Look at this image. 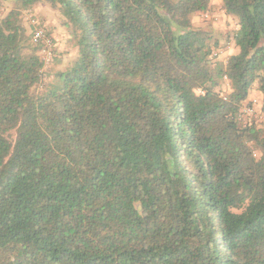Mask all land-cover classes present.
<instances>
[{
  "label": "trees",
  "instance_id": "1",
  "mask_svg": "<svg viewBox=\"0 0 264 264\" xmlns=\"http://www.w3.org/2000/svg\"><path fill=\"white\" fill-rule=\"evenodd\" d=\"M0 5V264H264V0H222L223 62L210 0ZM44 5L77 50L48 85Z\"/></svg>",
  "mask_w": 264,
  "mask_h": 264
},
{
  "label": "rangeland",
  "instance_id": "2",
  "mask_svg": "<svg viewBox=\"0 0 264 264\" xmlns=\"http://www.w3.org/2000/svg\"><path fill=\"white\" fill-rule=\"evenodd\" d=\"M1 6V5H0ZM9 6H1L2 8V14H4L7 12ZM5 9V10H4ZM37 13L39 15V17L48 25L49 30L51 32V34L53 35L54 39H55V43H56V53H55V59L53 60V62L48 65L47 67L44 66L43 68V79H42V85H48L49 83H51L56 75L64 70L68 64L73 61L76 56H77V50L75 47H72L73 45L69 42L68 37L65 34V31L63 30V28L61 27L60 23L58 22V18L56 16V14L52 11L51 8L47 7V6H40L37 10ZM1 14V15H2ZM197 17L198 20L196 19ZM209 17L212 19L211 21H209L208 19H206L205 15L202 14L200 16H196L194 18V23L196 24V26H208V25H212L214 30H215V36L220 39L221 42V49L219 51H217L218 56L216 57L217 61L223 62L226 61L228 58V53L231 51L230 49L232 48V36L231 34L233 33V29L230 28V30H226V21L220 17L215 18L214 16H212L211 14L209 15ZM49 21H51L52 24H49ZM215 24V25H214ZM230 26L232 25V22H230L229 24ZM42 88V86H41ZM244 105H248V103L244 104ZM255 105V104H253ZM252 105V106H253ZM250 106V105H249ZM255 116L254 117H248V116H244V118H242V120H249V121H255L261 125H264V121L261 120L260 115L262 114L260 111V108L258 107V105L256 104L255 106Z\"/></svg>",
  "mask_w": 264,
  "mask_h": 264
},
{
  "label": "built area",
  "instance_id": "3",
  "mask_svg": "<svg viewBox=\"0 0 264 264\" xmlns=\"http://www.w3.org/2000/svg\"><path fill=\"white\" fill-rule=\"evenodd\" d=\"M2 14V8L0 6V16ZM206 18H209V15H205ZM27 21H30L32 24L35 25V30L33 32V40L40 48V52L42 55V59L44 62V66L47 67L50 65L54 60V40L50 37L48 34V31L40 24V21L32 14L29 13L26 17ZM218 56V53H216ZM253 103L255 105L249 106L244 105L241 110V119L244 118V116L248 117H254L256 110L255 106L257 104V101L254 100ZM258 105V104H257ZM260 118L262 121H264V115L261 114Z\"/></svg>",
  "mask_w": 264,
  "mask_h": 264
},
{
  "label": "crops",
  "instance_id": "4",
  "mask_svg": "<svg viewBox=\"0 0 264 264\" xmlns=\"http://www.w3.org/2000/svg\"><path fill=\"white\" fill-rule=\"evenodd\" d=\"M221 3H222V0H210V4H211V7H212L210 14L212 16H214L215 18L219 17V20H220V17L223 18L226 21V27L225 28H226L227 31L230 30V28L233 29V32L237 31L238 28H239L238 25H237V22L232 17H228L227 15L224 14V12H222ZM198 18L199 17H197L196 19L198 20ZM230 22H232L231 26L229 25ZM49 24H52L51 21H49ZM230 50L231 51L227 55L228 57L233 55V54H235V52H236L233 44H232V48ZM249 100H253V101L256 100L257 104H258V107L261 109L263 97H262L261 93L257 89H255L252 92V94L250 95Z\"/></svg>",
  "mask_w": 264,
  "mask_h": 264
}]
</instances>
